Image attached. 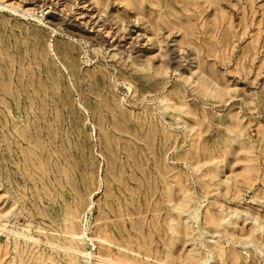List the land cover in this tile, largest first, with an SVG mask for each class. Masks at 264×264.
<instances>
[{
	"label": "rangeland",
	"instance_id": "374dc122",
	"mask_svg": "<svg viewBox=\"0 0 264 264\" xmlns=\"http://www.w3.org/2000/svg\"><path fill=\"white\" fill-rule=\"evenodd\" d=\"M0 264H264V0H0Z\"/></svg>",
	"mask_w": 264,
	"mask_h": 264
},
{
	"label": "bare ground",
	"instance_id": "6f19581e",
	"mask_svg": "<svg viewBox=\"0 0 264 264\" xmlns=\"http://www.w3.org/2000/svg\"><path fill=\"white\" fill-rule=\"evenodd\" d=\"M4 227V226H3ZM91 256V255H90ZM93 257V256H92ZM102 258V257H101Z\"/></svg>",
	"mask_w": 264,
	"mask_h": 264
}]
</instances>
